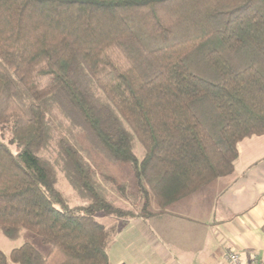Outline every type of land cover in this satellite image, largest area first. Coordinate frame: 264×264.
<instances>
[{"label": "trees", "instance_id": "16d2710c", "mask_svg": "<svg viewBox=\"0 0 264 264\" xmlns=\"http://www.w3.org/2000/svg\"><path fill=\"white\" fill-rule=\"evenodd\" d=\"M0 131V233L48 247L0 249V264H110L128 219L230 176L239 143L264 135V0H0Z\"/></svg>", "mask_w": 264, "mask_h": 264}, {"label": "crops", "instance_id": "0c3cea01", "mask_svg": "<svg viewBox=\"0 0 264 264\" xmlns=\"http://www.w3.org/2000/svg\"><path fill=\"white\" fill-rule=\"evenodd\" d=\"M229 252L264 258V135L239 143L230 176L164 214L126 221L108 249L110 264H228Z\"/></svg>", "mask_w": 264, "mask_h": 264}, {"label": "rangeland", "instance_id": "374dc122", "mask_svg": "<svg viewBox=\"0 0 264 264\" xmlns=\"http://www.w3.org/2000/svg\"><path fill=\"white\" fill-rule=\"evenodd\" d=\"M72 132H73V136L75 135L76 140H78L79 143H81L83 147L82 152L83 153L85 152L87 155H89L92 165L94 166V168L97 170L99 174L107 173V175L108 174L111 176L113 175L114 177L117 178L116 180L117 183H120V184L126 183V184L131 185L132 188L130 192L136 193V187H135L136 185H135L134 176L128 166L123 165V164L122 165L116 164L108 160L103 154H100L99 152H97L96 149L91 147V144L86 140L84 135L79 132L78 129H73ZM2 137L3 139L7 141L8 139H10V133L0 131V138ZM53 151L54 150L52 149L50 153H52ZM137 152L139 153V155H141L142 149L138 148ZM58 177H59L58 188L60 189L62 194H64L68 198L70 203L73 206L83 205L85 203L84 200L77 196V194L74 192L73 188L70 186L69 182L66 180L64 175L62 173H59ZM113 185L115 184L110 183L108 187H112ZM111 197L113 199H116V204H118L122 208L130 209V210L132 209V211L135 212L136 214L140 213L142 202H138V200H136L138 203L136 205H131L130 202L125 201L124 199H121V198L117 199V196L115 193H113V196ZM97 218L99 221H101L102 223H106L107 225L110 223V221H113V220L116 221V219L112 217L105 218L101 215H99ZM138 218L139 217L130 218L127 221L132 220V219H138ZM27 242L33 244L36 248L40 250H43L45 252L48 251V247L43 246L39 237L31 232H24L21 239L15 242L8 240L0 233V249L7 255H9L12 250L21 247L24 243H27Z\"/></svg>", "mask_w": 264, "mask_h": 264}, {"label": "built area", "instance_id": "2783aa9c", "mask_svg": "<svg viewBox=\"0 0 264 264\" xmlns=\"http://www.w3.org/2000/svg\"><path fill=\"white\" fill-rule=\"evenodd\" d=\"M225 260L228 264H264V258L262 257L254 256L246 260L242 255L236 252L227 253Z\"/></svg>", "mask_w": 264, "mask_h": 264}]
</instances>
